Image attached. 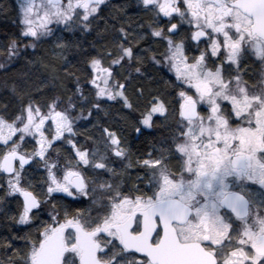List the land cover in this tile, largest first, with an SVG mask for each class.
Segmentation results:
<instances>
[{
	"label": "snow or ice",
	"instance_id": "snow-or-ice-1",
	"mask_svg": "<svg viewBox=\"0 0 264 264\" xmlns=\"http://www.w3.org/2000/svg\"><path fill=\"white\" fill-rule=\"evenodd\" d=\"M135 7L151 18L147 32L131 17L127 28L113 25V48L89 53L83 72L62 78H73L71 94L13 88L15 104H0V205L18 207L15 214L0 207L8 233L0 264H264V0H137ZM109 8L117 6L19 0L24 48L47 41L67 60L74 42L60 33H91ZM20 51L12 40L0 69ZM146 60L170 74L158 83L177 105L170 113L163 92L150 93L132 131L144 136L157 126L154 117L178 119L145 158L100 116L109 102L139 109L128 89ZM250 62L261 69L255 79ZM144 96L136 90L137 101ZM81 120L99 126L94 147L76 139ZM132 168L143 175L133 179Z\"/></svg>",
	"mask_w": 264,
	"mask_h": 264
},
{
	"label": "trees",
	"instance_id": "trees-1",
	"mask_svg": "<svg viewBox=\"0 0 264 264\" xmlns=\"http://www.w3.org/2000/svg\"><path fill=\"white\" fill-rule=\"evenodd\" d=\"M111 3L116 5L117 8L107 9L104 13L105 19L98 21L91 33L87 35L60 33L63 37H70L71 42H74V46L67 52V60H64L57 59V56L53 54L54 45L47 41L38 43L35 50H31L30 47L24 48L26 38L21 36L16 2L15 0H0V52H3L12 40H17L21 49L20 55L12 61L7 70L0 69V104L7 103L10 107L15 104L13 88L17 91L27 89L36 97H41L45 94H47V97L62 96L66 91L71 94L69 90L75 88L73 78H62L70 70L83 72L86 68L85 61L89 53L96 55L103 53L106 48L112 49L115 38L118 36V32L113 25L117 27L123 25L127 28L129 23L127 17H131L130 22L133 28H137L138 24H143L144 27L137 28V31L147 32L151 23L149 15L125 0H115ZM121 5L126 8V14L118 12V7ZM105 25H107V30H105ZM28 42L30 43L31 41ZM142 46H148L147 41L142 42ZM60 51L55 49L56 53ZM45 64L48 67H45ZM145 68L147 71L142 69L144 75L132 79L130 81L132 86L128 89L130 98L139 104V109L136 112H130L119 105L109 103L111 106L107 108L108 114L104 115L101 113L100 122L106 127L122 132L127 138L130 152L134 157L146 158L148 152H153L154 147L159 146L163 143V140L169 138V129L178 119V116H173L168 121H165L163 117L155 119L157 126L154 129L156 131L146 132L144 136H138V140H136L137 135L132 131L130 124L148 104L150 93L163 92L162 98L168 101L170 113L173 106L177 105L176 99L171 96V89L165 92L161 87V83H158L162 77L166 78V72L156 71L148 60L145 61ZM53 69L57 77L55 80L53 79ZM127 71L132 72L133 77L137 76L131 68ZM58 84H62V86L57 87L56 85ZM82 86L85 90L88 89V85L84 84ZM139 88L145 90V96L137 101L136 90ZM84 103H87V101H84ZM125 118L127 122H125ZM77 128L79 130L78 136L85 141H91L90 137L98 138L100 136L99 126L94 127L93 123L89 121L81 120ZM146 148H150L149 151ZM153 155H155V152H153ZM129 172H131L134 179L135 173L140 172V168L129 169Z\"/></svg>",
	"mask_w": 264,
	"mask_h": 264
},
{
	"label": "flooded vegetation",
	"instance_id": "flooded-vegetation-1",
	"mask_svg": "<svg viewBox=\"0 0 264 264\" xmlns=\"http://www.w3.org/2000/svg\"><path fill=\"white\" fill-rule=\"evenodd\" d=\"M115 0H110V2H113ZM126 2H130L131 4L136 5L137 0H125ZM136 8V7H135ZM261 71V69L259 67H257V63L256 62H250L248 69H247V74L249 77H251L252 79H255L256 76L259 74V72ZM170 75V74H167ZM136 140H138V136L136 137ZM149 142V139H148ZM147 142V143H148ZM148 151L149 149L146 148ZM141 172H143L142 169H140V174H142ZM84 207L88 206V202L85 201ZM0 207H4L7 209V211L9 212V214H15L18 211V207L15 203H6L5 205H0ZM5 221H4V213L0 212V237L7 235V231L4 229L3 225H4Z\"/></svg>",
	"mask_w": 264,
	"mask_h": 264
},
{
	"label": "rangeland",
	"instance_id": "rangeland-1",
	"mask_svg": "<svg viewBox=\"0 0 264 264\" xmlns=\"http://www.w3.org/2000/svg\"><path fill=\"white\" fill-rule=\"evenodd\" d=\"M15 2H16V5H17V12H18V21H19V24H20V27H21V31H22V29H23V27H24V25L21 23V14H20V12H19V0H15ZM22 36V35H21ZM24 38V37H23ZM38 43H40V42H37V44ZM30 49L32 50V48L30 47ZM4 59V57H1L0 56V61H2ZM12 63V62H11ZM10 63V64H11ZM9 64V65H10ZM177 101V100H176ZM109 103H113V102H109ZM160 119L161 117H154V121H155V119ZM80 122V121H79ZM79 122L77 123V125L79 124ZM175 123H176V121L171 125V128H174L175 127ZM77 125H76V127H77ZM152 130H154V131H156L155 129H152ZM152 130H146V132H152ZM76 139L77 140H79V141H81V142H83L84 143V146L85 147H94V145H93V143H92V140L91 141H85V140H83L80 136H77L76 137ZM167 139H165V140H163V142L164 141H166ZM162 144V143H161ZM160 144V145H161ZM159 145V146H160ZM159 146H157V147H159ZM63 149V150H62ZM62 149H61V151H62V153L63 152H65L66 150H67V146H63L62 147ZM131 173V172H130ZM142 174L141 175H143V172H141ZM107 177H103V179H106Z\"/></svg>",
	"mask_w": 264,
	"mask_h": 264
}]
</instances>
